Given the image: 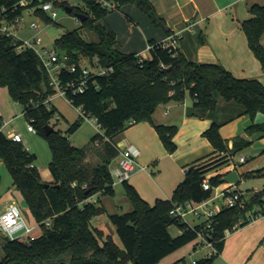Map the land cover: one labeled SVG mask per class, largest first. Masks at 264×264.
Listing matches in <instances>:
<instances>
[{
	"label": "trees",
	"instance_id": "trees-1",
	"mask_svg": "<svg viewBox=\"0 0 264 264\" xmlns=\"http://www.w3.org/2000/svg\"><path fill=\"white\" fill-rule=\"evenodd\" d=\"M20 1L0 0V16L10 19L21 14L24 7L19 5ZM51 1L65 8L71 6L68 0ZM109 1L115 3L114 9L101 6L96 0H83L84 9L71 6L70 13L77 11L87 15L81 27L92 31L96 40H85L78 29L66 31L54 40L57 53L66 56V62L76 67L74 71H61L62 83L79 80L82 61L85 60L89 65L98 64L111 69L107 74H91L82 91L69 90L67 93L71 104L95 118L101 130L93 141L95 147L102 145L104 154L94 166L85 162L86 150L73 145L60 130L53 126L50 133L45 132L44 127L50 124L56 112L50 104L54 93L50 76L33 48L18 50L20 40L0 33V86H5L9 96L23 105V115L35 132L47 140L51 151L48 169L53 178L48 186L44 185L45 181L33 164L36 155L23 148L21 142L8 138L0 121V159L12 177V185L21 192L42 230L41 235L32 241L10 240L0 230V264H158L195 240L201 229L199 224L190 226L172 217V207L189 200L199 202L208 198L212 191L202 185L207 174L227 165L230 156L252 142L236 135L228 149L220 135V126L235 116L247 114L254 119L258 113L264 114V85L257 79L237 77L219 63L191 60L179 50L178 45L176 48L164 47L162 41L153 39L148 42L151 46L149 58L118 50L115 33L99 21L128 3L135 4L154 26L164 28L168 35L173 33L151 0ZM37 3L33 0L31 5ZM250 12L252 16L242 21L241 26L249 47L264 70V47L261 43L264 4L253 5ZM35 14L47 22L53 21L38 7ZM95 58L98 59L96 63ZM187 95L193 100L188 115L212 118L203 135L216 151L225 154L186 169L184 179L176 185L169 199L157 198L149 203L132 184L122 182L132 210L108 214L121 242L119 245L112 234L93 225V218L105 213L106 208L100 198L91 199L98 193L115 194L114 179L108 165L119 151L116 137L132 124L147 121L154 126L166 150L174 152L177 146L173 137L177 127L155 124L152 116L160 104L172 100L182 102ZM220 102L232 109L228 107L226 116L219 118ZM79 126L77 121L68 131L74 132ZM245 132L248 135L264 133V121L252 122ZM262 171H249L244 176ZM219 179L218 175L212 176L209 182L216 186L221 183ZM263 193L264 187L260 191L244 192V208L222 207L215 214L207 238L213 242L218 254L224 246L225 230H233L238 223V226L249 223L246 214L255 205L263 211ZM47 219L50 221L48 226L45 225ZM172 224L180 228L177 236L168 231ZM218 254L196 260L195 264H212ZM178 261L184 264L183 258Z\"/></svg>",
	"mask_w": 264,
	"mask_h": 264
},
{
	"label": "crops",
	"instance_id": "crops-1",
	"mask_svg": "<svg viewBox=\"0 0 264 264\" xmlns=\"http://www.w3.org/2000/svg\"><path fill=\"white\" fill-rule=\"evenodd\" d=\"M151 1L158 14L165 19L166 27L172 33L179 34L178 48L189 59L197 62L219 63L237 77L254 78L264 85V70L249 47L246 34L241 26L242 21L252 16L250 8L255 4H264V0ZM114 11H120V15L107 16L100 23L105 24L115 33L117 39L115 47L122 52H135L143 58H149L150 52L146 49L149 40L153 39L160 42L168 35L164 28L154 26L148 16L141 13L134 4H125ZM122 31L124 34L120 36ZM261 43L264 47V33L261 37ZM185 99L182 102L172 100L160 104L152 116L155 124L175 125L177 127L173 137L177 146L174 152L170 153L166 150L154 126L147 121L132 124L116 137L119 149L125 144L132 143L140 151L137 157L138 169L127 181L148 202L150 198H153L154 201L157 198H171L174 188L185 177L183 171L191 166L203 165L219 155L225 154L216 151L211 142L203 135L204 131L210 127L212 118L188 115L193 100L191 98V102H189ZM228 107L232 109L230 105L226 106L220 102L217 113L219 118L226 116ZM245 115L247 114L235 116L220 126V135L225 139L228 149L233 145V138L229 139V137L240 126L241 121L236 120H241V117ZM229 122L232 123L224 126ZM3 125L5 122L2 124V130ZM239 135L251 140V138L264 135V133L256 132L248 135L244 130V133L241 132ZM101 146L99 144L98 149L86 150L85 162L90 166H94L91 163L97 164L102 160L104 151ZM232 157L230 156L227 165L211 171L206 178L209 179L216 175L222 177L233 169L237 170L240 181L242 176L249 171L263 169L260 174L264 173L262 162L253 166L239 167L236 162L231 161ZM118 158L119 151L110 159L108 165L113 179H115V172L118 169ZM113 159L116 160L114 164H112ZM141 166L145 168L143 169ZM258 175L254 174L253 176ZM52 180V175L48 169L45 181L51 182ZM119 184L123 186L122 182L114 184L115 194H117L115 185ZM225 184L222 183L221 187ZM236 184H234L235 187ZM252 191H258V189L254 188ZM91 199L96 200L98 198L92 196ZM101 204L103 203L101 202ZM7 205L4 206L3 210ZM103 205L106 208L105 204ZM262 212L264 213V208ZM105 214H107V209L105 213L94 217L92 222H94L95 227L108 233L103 228ZM217 261L220 264H264V214L256 220L226 233L224 246L212 264L217 263Z\"/></svg>",
	"mask_w": 264,
	"mask_h": 264
},
{
	"label": "rangeland",
	"instance_id": "rangeland-1",
	"mask_svg": "<svg viewBox=\"0 0 264 264\" xmlns=\"http://www.w3.org/2000/svg\"><path fill=\"white\" fill-rule=\"evenodd\" d=\"M68 2L71 6H79L83 9L85 7L83 0H68ZM53 5L54 9L57 11V17L53 21L49 22L40 18L37 14L29 13L25 10L23 13L24 18L20 22L19 29L17 31L18 37L22 39L40 37L41 45L38 47L40 48L43 46L47 50L54 49V40L57 37H59L64 32L73 29H78L81 36L87 41H94L97 39L96 35L92 31L81 27V22L77 20L74 13L67 12L66 8L60 4ZM134 6L136 7L135 4ZM139 11L143 13L140 9ZM111 15H120V11L110 12L107 16ZM102 21L100 20L99 22ZM31 22H36L37 27L31 28ZM123 34L124 31L120 33V36H123ZM82 64L84 66L89 65L86 60L82 61ZM185 100L191 102V97L187 95ZM50 104L56 108L54 117H52L50 121L51 126H54V128L57 130H60L65 136L69 138L70 142L77 147L84 148L85 150L98 149V147H95L93 138L97 136L98 133L101 132V130L92 118L81 117L80 109L74 107L67 99L61 96L55 95L51 97ZM22 111L23 105L19 102L14 101L9 96L8 90L5 86H0V121L2 122V124L5 122V125H3V130L6 134L15 132L21 135V144L23 148L36 155L33 164L38 169L41 179L45 181L46 173L48 171V163L51 158V151L47 140L42 135L28 130L29 122L23 115ZM262 120H264V114L261 113H258L254 119H252L249 115L241 117V120H236L238 122L241 121L240 126L237 128V130L234 131L233 135L229 137V139H232L234 136L239 135L241 132L243 134L245 127L250 123ZM77 121L80 122L79 128L76 131L70 133L68 131L70 126ZM230 123L232 122L226 123L224 126H227ZM251 140L252 142L249 145L237 151L232 157L231 161L236 162L238 164L237 166L239 167L244 165L253 166L256 163L260 162L264 164V135L251 138ZM242 155L245 156L247 160L240 163L239 158ZM115 161L116 160L113 159L112 164H114ZM92 164L95 165L96 163H91V165ZM0 180V212L1 210H3L5 205L9 203H15L19 207L27 223L31 225L38 224V222L32 216L23 195L12 185V177L1 159ZM221 186L222 183H218V185L214 187L213 195L217 193L218 189ZM236 187L245 192L252 191L254 188H257L258 191H260L264 187V173L259 174L258 176L246 177L243 175L242 180L236 184ZM115 189H117V194L115 195L98 193L94 196H96V198H100L101 202L105 204L107 209V214H105L106 216L103 218L105 219L103 228L107 230L108 233L112 234L115 241L119 245H121V242L116 234L115 226L110 221L108 214L131 211L132 204L129 198L125 195L122 185H115ZM149 202H154V199L150 198ZM224 205V199L216 198L215 201L209 205V207L214 210V212H217ZM254 208L260 207H258V205H255ZM204 219V217L198 218L192 214H188L185 217V221H187L190 225L201 223ZM92 223L94 225V222ZM168 231L172 236H177L178 234H180V228L175 224L170 225ZM36 232H39V230ZM200 240L201 239L197 237L195 240L172 252L167 258H165L158 264H181V261H178L180 258L184 259V264H192L194 260L202 259L209 248L205 244H203V246H198L196 249H194V246L197 242H200ZM1 257L2 251L0 250V258ZM215 264L220 263L217 261V263Z\"/></svg>",
	"mask_w": 264,
	"mask_h": 264
},
{
	"label": "built area",
	"instance_id": "built-area-1",
	"mask_svg": "<svg viewBox=\"0 0 264 264\" xmlns=\"http://www.w3.org/2000/svg\"><path fill=\"white\" fill-rule=\"evenodd\" d=\"M38 3L34 6L31 5L33 0H21L19 5L23 6L24 9L21 14L15 16L14 18L8 19L7 17L0 16V33L12 36L21 41L18 45V50H21L25 47L33 48L37 54L39 55L42 64L44 65L45 69L47 70L52 87L54 89V93L51 95L53 96H61L67 99L69 102L70 100L67 98L68 91L76 92L82 91L86 87L87 79L90 77L91 74H107L111 71L109 68L102 67L98 64L92 66H84L82 65V74L79 80L68 81L66 83H62L59 74L63 69H67L69 71L75 70V64H69L66 62V56H60L55 49L47 50L43 46L38 47L41 45L40 37H33L29 39H22L19 38L17 35V31L19 29V24L24 18V11H28L29 13H35V9L38 7L41 11H43L49 18L55 19L57 17V11L54 9L53 2L51 0H37ZM101 6L106 7L107 9H114L115 3L109 0H96ZM31 28H36L37 23L31 22ZM179 34L173 33L167 35V37L162 40V45L164 47H171L176 48L178 45V38ZM150 45L147 44L146 49L149 51ZM95 63L98 62V59L95 58ZM50 97V99H51ZM71 103V102H70ZM80 109V108H79ZM80 114L83 117L92 118L95 123L98 125L95 118L90 117L89 115L84 114V112L80 109ZM99 127V125H98ZM28 130L35 132L34 127L29 122ZM7 137L15 142H22L21 135L19 133L11 132L7 134ZM139 149L136 145L132 143L125 144L123 147L119 149V158H118V169L115 172V179L114 184L117 182H124L127 181L130 176L138 169L137 157L139 155ZM240 162H245V156H240ZM141 168H145L142 167ZM185 173V171H184ZM203 188L204 189H211V195L199 202H195L192 200L186 201L181 204L174 205L170 210V214L172 217H175L181 221H185V217L188 214H192L195 217H204L205 219L198 223L201 225V229L198 232V237L201 239L200 242L196 243L195 249L199 246H203L205 244L209 250L204 254L203 258H210L216 254L218 251L214 246L213 242L207 238L208 231L212 228L211 222L215 214L222 208V207H232L238 206L240 208H244L246 205V201L244 199V193L237 189L234 184L226 183L225 186L220 187L213 195V190L215 186H212L209 182V179L206 178L203 181ZM216 198H222L225 200V205L222 206L217 212H214L209 205L215 201ZM264 213L261 211L260 208H254L248 211L247 219L249 222L256 220L258 217L262 216ZM50 221L47 219L45 220V225L48 226ZM189 224V223H188ZM190 225V224H189ZM196 225V224H194ZM190 225V226H194ZM239 225L236 224L234 229ZM0 230L10 239V240H24V241H32L36 239L38 236L41 235V226L40 224L31 225L26 222L24 219L19 207L15 203H9L3 211L0 212ZM39 232H36L38 231ZM230 230H225V234L228 233ZM196 260L192 262L195 264Z\"/></svg>",
	"mask_w": 264,
	"mask_h": 264
},
{
	"label": "water",
	"instance_id": "water-1",
	"mask_svg": "<svg viewBox=\"0 0 264 264\" xmlns=\"http://www.w3.org/2000/svg\"><path fill=\"white\" fill-rule=\"evenodd\" d=\"M66 11L67 12H72V7L71 6H67L66 7ZM74 14H75L77 20L80 21V22H83L87 18V15L82 13V12L75 11ZM53 129H54L53 126H51L50 124H48V125H46L44 127V130H45V132L47 134L50 133ZM219 180H220L221 183L236 184V183H238L240 181V176H239L237 170L233 169L230 172H227L226 174H224L222 177H220ZM44 185L48 186L49 183L45 182Z\"/></svg>",
	"mask_w": 264,
	"mask_h": 264
}]
</instances>
